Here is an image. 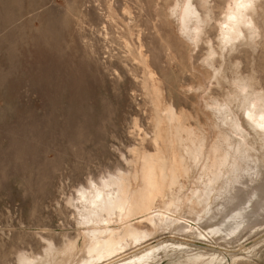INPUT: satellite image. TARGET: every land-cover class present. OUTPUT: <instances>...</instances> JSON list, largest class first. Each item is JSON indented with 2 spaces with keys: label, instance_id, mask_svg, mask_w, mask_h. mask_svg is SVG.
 I'll use <instances>...</instances> for the list:
<instances>
[{
  "label": "rangeland",
  "instance_id": "374dc122",
  "mask_svg": "<svg viewBox=\"0 0 264 264\" xmlns=\"http://www.w3.org/2000/svg\"><path fill=\"white\" fill-rule=\"evenodd\" d=\"M173 1L0 0V264H18L20 254L42 257L48 244L59 252L68 240L76 245L70 260L57 254L50 264L79 262L82 230L66 200L90 179L129 168L131 148L153 151L149 72L160 80L162 100L187 125L205 127L208 139L206 104L225 102L236 76L264 93V0L251 13L256 36L223 49L219 24L229 0H208L207 9L193 0L207 17L196 44L167 16ZM233 111L252 141L242 113ZM263 215L256 218L263 224L226 242L161 230L103 264L163 243L264 264ZM183 254L167 252L158 264H181Z\"/></svg>",
  "mask_w": 264,
  "mask_h": 264
},
{
  "label": "bare ground",
  "instance_id": "6f19581e",
  "mask_svg": "<svg viewBox=\"0 0 264 264\" xmlns=\"http://www.w3.org/2000/svg\"><path fill=\"white\" fill-rule=\"evenodd\" d=\"M255 2L228 1L219 24L222 49L256 36L251 16ZM199 4L209 8L208 0H199ZM166 12L176 18L187 42L198 43L207 17L200 15L193 0H174ZM155 80L149 72L144 81L155 115L153 151L131 148L129 168L108 170L97 181L90 179L77 189L75 197H66V205L75 211V224L82 230L83 248L74 264H103L165 229L225 241L236 239L246 228L253 230L256 223L263 224L256 218L264 214V93L253 91L250 80L236 76L235 89L225 102L206 104L210 110L207 129L212 132L208 139L205 127L187 125L183 113L162 100L160 80L158 84ZM233 107L242 113L252 141ZM195 170L197 180L193 178V185L186 189L189 194L181 196ZM184 246L163 243L116 264H158L167 252L187 253L181 264H235L240 260L231 256L229 262L218 254L189 255ZM75 248L69 240L59 252L48 244L42 257L20 254L17 262L50 264L60 254L66 263Z\"/></svg>",
  "mask_w": 264,
  "mask_h": 264
}]
</instances>
